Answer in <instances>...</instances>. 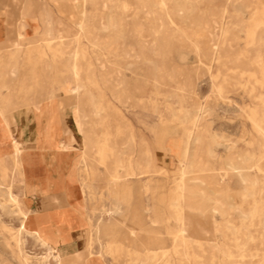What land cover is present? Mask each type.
Returning a JSON list of instances; mask_svg holds the SVG:
<instances>
[{
	"label": "rangeland",
	"instance_id": "1",
	"mask_svg": "<svg viewBox=\"0 0 264 264\" xmlns=\"http://www.w3.org/2000/svg\"><path fill=\"white\" fill-rule=\"evenodd\" d=\"M12 1L25 21L31 12L47 23L30 40L33 24L21 22L12 48L0 49L3 122L2 74L50 70L57 82L26 83L46 88L53 110L68 102L86 146L61 179L66 209L35 217L16 144L2 130L0 264H264V0ZM16 47L24 53L11 54ZM180 183L181 214L171 199ZM85 225L87 248L62 259L58 242ZM37 227L49 228L46 240Z\"/></svg>",
	"mask_w": 264,
	"mask_h": 264
},
{
	"label": "crops",
	"instance_id": "2",
	"mask_svg": "<svg viewBox=\"0 0 264 264\" xmlns=\"http://www.w3.org/2000/svg\"><path fill=\"white\" fill-rule=\"evenodd\" d=\"M14 6L15 4L12 0H0L1 50L12 48V43L16 39L17 26L21 22L33 24L32 26L29 25L24 31L26 39H34L37 34H39L40 37V32L44 28V26L41 25L43 21L41 15L31 14L30 12L29 16L32 17V19L25 21L21 14L22 11L20 14L13 13L12 9ZM36 26L39 27V32L34 30ZM18 49L19 48L16 47L11 54H20L21 51L24 53L23 49ZM20 71L21 69L15 68V72L13 69L2 74V77L11 79V77H17L18 74L20 76ZM6 118L10 121V128L7 129L11 131L15 139L22 143V149L24 151L23 170L26 175L24 192L29 199L27 207L32 209L35 217H50V215L52 216L55 213H60L61 215L67 207V191L63 188L61 179L62 177L68 176L72 169L78 165L80 155L84 148V136L78 130L74 109L67 105L61 108L58 128L53 134L52 130H50V133L47 132L48 121L44 119V122L41 123L38 113L31 105L12 110L6 115ZM0 119L1 134L6 125L1 116ZM48 136L51 140L54 139L55 143H59V148L61 141L65 144L70 143L72 148L71 151L64 154L61 153V149H54L53 146H49L46 140ZM135 166L137 167V165ZM95 178L100 179L103 178V176H100L97 171ZM57 182H59L60 188L57 187ZM75 196L77 200L76 209L80 211L78 215L85 217L86 214L84 209L80 205L82 195L79 186L75 187ZM30 201L31 203L29 204ZM50 219L52 220L51 217ZM54 225L55 224H53L50 229H53ZM36 229H40V232H42L45 237V232H47L49 228L37 227ZM88 232L89 227L87 225L68 229L67 234H65L67 238L59 241L57 244L61 258L69 259L83 253V250L88 246ZM63 262L64 264H73V261L69 262L65 260ZM103 262L106 264L105 261ZM85 264L87 263L85 262Z\"/></svg>",
	"mask_w": 264,
	"mask_h": 264
},
{
	"label": "bare ground",
	"instance_id": "3",
	"mask_svg": "<svg viewBox=\"0 0 264 264\" xmlns=\"http://www.w3.org/2000/svg\"><path fill=\"white\" fill-rule=\"evenodd\" d=\"M31 2V1H30ZM31 5V3H30ZM24 13V12H23ZM41 19L44 21V24L47 23V20H46V16L44 14L41 15ZM24 26L21 27V31L19 33V39H23L25 38L24 36V33H22V30H23ZM81 28H83V26L81 25ZM44 35H47V36H53V32L52 30H49L47 28L44 29V32H43ZM64 35V34H63ZM55 36V35H54ZM61 36V35H60ZM59 37V35H58ZM65 37V36H64ZM57 38V37H56ZM49 43L51 44L49 47H46L48 48V50H52V52L55 51V54L59 53L58 52V46L60 43V41L56 39H54V37H50L49 38ZM63 44V43H62ZM43 46V45H42ZM63 47V46H62ZM39 54V56L42 58L44 55H46V50H45V53H44V50L43 51H40V48H33L32 51H35ZM132 52V51H131ZM62 53V52H61ZM52 54V53H51ZM50 54V55H51ZM64 55V54H63ZM52 57V56H51ZM32 59V56L30 55L29 56V60ZM74 60V59H73ZM75 62V61H74ZM104 63V62H103ZM79 69H80V66L76 63V64H73V67H72V71H73V74L75 76V78L79 76ZM32 79L33 82H37V81H41V82H44V83H55L57 82V79L56 77L54 76V74H52V72L50 70L48 71H45L44 69L41 70V72H37L36 71V68L33 69L31 71V73L28 75H25L24 74V77L23 76H18L17 77H11L10 78H5L3 77V89L1 90L2 92V95H1V99H2V102L4 104L3 106V109H2V116L4 118V121H5V124L6 128H10V121L6 118V115L8 113H10L12 110H15L19 107H22V106H27V105H31L32 107L35 108L36 112L38 113V117H39V120L40 122H44L43 120L45 119L47 122V128H48V133H50V130H53L52 128V121L55 119L59 122V114H60V110L63 106H65L68 102L65 101V103H59L58 105H56V110H53V107H50L48 105H46L45 101H46V97H45V92H47L48 90L46 88H38V89H35V88H32L30 87V84H32L31 82L29 84L26 83V79ZM68 80V79H67ZM78 86V85H77ZM80 87V86H79ZM77 88V87H76ZM4 89H7V92L6 93H3L4 92ZM57 88H55L56 90ZM50 90V89H49ZM63 89L61 90H56L55 92L58 94H60V92H62ZM77 95V93H76ZM73 97V96H72ZM28 109V108H27ZM28 111V110H27ZM77 111V110H76ZM27 113V112H26ZM78 113V112H77ZM18 114V113H17ZM87 114V113H86ZM15 115V114H14ZM79 117V116H78ZM83 117V116H82ZM13 118V117H12ZM30 119V118H29ZM75 119H76V113H75ZM80 122V121H79ZM44 124V123H43ZM13 127V126H12ZM21 128V127H20ZM75 129V128H74ZM22 131V130H21ZM18 132V131H17ZM11 137L13 138L15 144H16V152L18 154V157H19V160L21 161V164L23 166V156H24V151L22 149V143L20 141H18L17 139H15L11 133V131H9ZM9 136V135H8ZM169 136V135H168ZM10 137V138H11ZM9 139V138H8ZM1 142V141H0ZM62 142V141H61ZM60 142V149H61V152H69L71 151V145L70 143L69 144H65V143H61ZM174 143H176L177 146H180L181 145V140L179 139H175L173 140ZM12 143V142H11ZM1 145V144H0ZM4 145V144H3ZM7 145V144H6ZM12 145V144H11ZM84 146H86V144H84ZM2 147V146H1ZM80 147V146H79ZM14 149V148H13ZM82 156V155H81ZM180 161L181 158H180ZM82 166V165H81ZM82 168V167H81ZM24 171V170H23ZM17 172V171H16ZM82 172V174L84 172H86V169L85 170H82L80 171ZM25 174V173H24ZM86 174V173H85ZM67 184V183H66ZM74 188V187H73ZM70 197V196H69ZM184 197V192H183V184L180 183L179 184V189H178V192L176 195H173L171 196V199L174 201V207L176 209V211H178V213L181 214V210H182V207L180 206V202L182 200V198ZM71 200V199H70ZM22 204V203H21ZM75 204V202H74ZM179 208L181 210H179ZM20 211H21V214L22 216L25 218L28 217V214L27 212L25 211V208L23 207V204L22 206H20ZM179 214V217L181 218L182 220V216H180ZM21 230V229H20ZM39 234H40V237H43L45 239V237L43 236L42 232H40L41 230L39 229ZM34 233V232H33ZM36 234V233H34ZM110 234V233H109ZM45 235V234H44ZM112 239V238H111ZM184 239V240H183ZM46 240V239H45ZM180 240H183V244H187V238H186V229H182L180 230ZM186 240V242H185ZM115 241V240H114ZM194 241V239H193ZM111 244V243H110ZM62 264H64V262H62Z\"/></svg>",
	"mask_w": 264,
	"mask_h": 264
}]
</instances>
